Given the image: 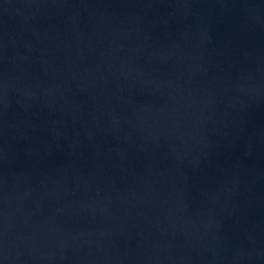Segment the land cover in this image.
<instances>
[{
  "label": "water",
  "instance_id": "95a60500",
  "mask_svg": "<svg viewBox=\"0 0 264 264\" xmlns=\"http://www.w3.org/2000/svg\"><path fill=\"white\" fill-rule=\"evenodd\" d=\"M0 264H264V0H0Z\"/></svg>",
  "mask_w": 264,
  "mask_h": 264
}]
</instances>
